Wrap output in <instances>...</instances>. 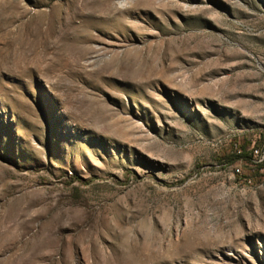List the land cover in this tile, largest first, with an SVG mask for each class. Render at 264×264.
<instances>
[{
    "label": "rangeland",
    "instance_id": "rangeland-1",
    "mask_svg": "<svg viewBox=\"0 0 264 264\" xmlns=\"http://www.w3.org/2000/svg\"><path fill=\"white\" fill-rule=\"evenodd\" d=\"M0 264H264V0H0Z\"/></svg>",
    "mask_w": 264,
    "mask_h": 264
},
{
    "label": "trees",
    "instance_id": "trees-1",
    "mask_svg": "<svg viewBox=\"0 0 264 264\" xmlns=\"http://www.w3.org/2000/svg\"><path fill=\"white\" fill-rule=\"evenodd\" d=\"M244 148V146H242Z\"/></svg>",
    "mask_w": 264,
    "mask_h": 264
}]
</instances>
